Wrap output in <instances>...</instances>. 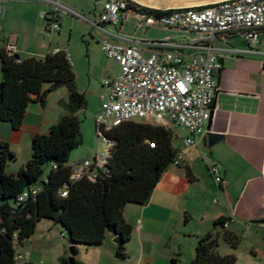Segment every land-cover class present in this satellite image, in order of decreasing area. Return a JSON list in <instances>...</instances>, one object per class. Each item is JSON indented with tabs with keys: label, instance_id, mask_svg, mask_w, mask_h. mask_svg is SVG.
Returning <instances> with one entry per match:
<instances>
[{
	"label": "crops",
	"instance_id": "0c3cea01",
	"mask_svg": "<svg viewBox=\"0 0 264 264\" xmlns=\"http://www.w3.org/2000/svg\"><path fill=\"white\" fill-rule=\"evenodd\" d=\"M2 1L5 3L0 15V50L6 51L8 44H14L21 59L43 58L63 50L51 42L55 34L51 38L45 36L46 21L40 19V13L45 11L43 6L46 10H50L49 7L38 0L39 3L0 0V4ZM9 1L13 2L6 9ZM18 6L28 8L33 18L26 21L25 14H21L25 33L16 29L5 32L7 14ZM38 13L41 23L36 18ZM108 31L122 37L125 44L183 39L181 33L168 29H160L165 32L161 39L148 38L149 30L134 31L133 23L108 26ZM95 35L92 38L100 47L101 41L110 39L109 35ZM214 46L222 69L216 73L219 89L212 107V130L224 138L210 150L203 148L202 139L198 146H187L185 140L189 133L180 128L176 139L181 140V145L175 148L183 157L182 164L168 168L147 205H127L124 209V218L132 227L126 259L116 257L114 236L108 234L101 246H76V261L83 264H191L198 239L212 232L216 221L227 218V231L240 239V245L232 250L221 240L220 255H235L238 264V253L244 247L250 258L264 263V225L254 224L264 219V30L255 44L247 43L240 34L231 33L217 40ZM73 57L70 56V60L75 71L79 62L75 58L73 61ZM119 71L115 64L114 77L109 79H114ZM68 103V89L62 86L48 95L45 106L38 102L29 105L20 129L15 130L9 122L0 120V142L7 143L16 157L8 168L21 169L26 165L32 157L33 139L47 134L59 122L67 113ZM211 164L218 165L222 171L224 183L221 186L213 180ZM71 247L59 224L42 220L35 234L18 245L16 251L27 252L29 257L17 264H62V259L69 261Z\"/></svg>",
	"mask_w": 264,
	"mask_h": 264
},
{
	"label": "trees",
	"instance_id": "16d2710c",
	"mask_svg": "<svg viewBox=\"0 0 264 264\" xmlns=\"http://www.w3.org/2000/svg\"><path fill=\"white\" fill-rule=\"evenodd\" d=\"M0 59L4 85L0 120L15 130L21 128L31 103L45 106L48 95L62 86L69 92L67 113L47 134L33 139L32 157L16 175L7 173L16 157L7 143L0 142V264L18 263V245L35 234L42 220L63 228L75 255L78 245H103L108 230L115 228L120 237L116 257L125 260L132 227L124 218V209L147 205L163 174L175 166L181 154L173 145V131L125 122L106 133L111 152L105 167L97 169L98 177L73 181L69 161L83 143L79 113L86 107V98L78 92L69 54L58 50L43 58L16 59L0 50ZM24 193L28 196L20 200ZM228 221L219 219L212 232L198 239L191 264H237L235 255L219 253L221 240L232 250L240 245V239L225 228ZM61 263L70 264L66 259ZM73 264L83 263L74 260Z\"/></svg>",
	"mask_w": 264,
	"mask_h": 264
},
{
	"label": "built area",
	"instance_id": "2783aa9c",
	"mask_svg": "<svg viewBox=\"0 0 264 264\" xmlns=\"http://www.w3.org/2000/svg\"><path fill=\"white\" fill-rule=\"evenodd\" d=\"M38 1L50 8L40 13V19L46 21V37L51 38L60 31L64 17L82 19L92 32L97 29L110 36L109 40L101 41V49L120 69L114 79L103 83L105 94L101 97V111L96 118L97 135L108 149L100 148L99 155L93 160L70 164L73 181L98 177L97 169L105 167L111 152L106 133L125 122L167 128L176 126L189 133L185 140L187 146H198L207 131L219 89L216 73L222 69V64L215 42L237 33L247 43L255 44L264 30V0H226L166 10L131 0H104L101 14L94 19L68 7L64 0ZM4 3L0 4V15ZM123 23H133L134 31L175 30L183 39L125 44L122 37L108 31V26L117 27ZM6 51L13 57L18 55L14 44H8ZM182 160L180 155L175 166H180ZM209 170L215 184L221 186L224 178L219 166L211 164ZM66 195L64 191L63 196ZM27 196L28 193H24L20 200ZM228 226L229 222L225 228ZM28 257L29 253L22 251L16 255V261H27Z\"/></svg>",
	"mask_w": 264,
	"mask_h": 264
},
{
	"label": "rangeland",
	"instance_id": "374dc122",
	"mask_svg": "<svg viewBox=\"0 0 264 264\" xmlns=\"http://www.w3.org/2000/svg\"><path fill=\"white\" fill-rule=\"evenodd\" d=\"M14 1L39 3L37 0ZM12 2H7L5 8L7 9ZM63 2L68 7L90 19H94V15L99 17L104 6V0H64ZM15 9L7 14L8 21L6 22L5 32H8V29H16L17 32L22 31L25 33V26L21 23L20 16L22 13L25 14L24 20L27 21L33 18V13L25 7L18 6ZM42 10H46V7L43 6ZM36 18L40 22L39 13ZM62 24L61 32H55L51 42L54 46L65 50L69 56L72 57L73 55V61L75 59L78 60L79 67L75 69L76 86L78 92L84 94L86 98V107L79 113V117L82 119L83 143L71 153L69 164H72L78 160H93L99 155L100 148L108 149V146L97 135L96 118L101 111V97L105 94L103 83L114 77L115 64L107 58L102 52L100 45L92 38V36H96V33L105 37L106 35L100 30L96 29L92 32L84 20L72 16L65 17ZM164 36L165 32L154 29L149 30L147 34L148 38L156 39H161ZM168 128L174 132V147H179L181 140L176 139V134L180 133V128L176 126H169ZM18 164L19 162L16 165L18 166ZM19 171L18 167L7 168L8 174L16 175ZM238 254V264H264L250 258L244 247L241 248Z\"/></svg>",
	"mask_w": 264,
	"mask_h": 264
},
{
	"label": "water",
	"instance_id": "95a60500",
	"mask_svg": "<svg viewBox=\"0 0 264 264\" xmlns=\"http://www.w3.org/2000/svg\"><path fill=\"white\" fill-rule=\"evenodd\" d=\"M131 1L153 9L166 10V9H180V8H187L194 6H205L226 0H131ZM15 57L16 59H20L19 55H16ZM3 88L4 85L0 84V99ZM212 117H213V111H211V117L207 125V131L204 137L202 138L203 148L206 150L212 149L216 144H218L224 138L222 134L213 132ZM254 224L264 225V219L255 221ZM108 233L114 236L113 242L116 245H120V237L117 235L116 229L110 228L108 230ZM74 252H75V248L71 247L70 248L71 257L69 258L70 264H73L75 260Z\"/></svg>",
	"mask_w": 264,
	"mask_h": 264
}]
</instances>
